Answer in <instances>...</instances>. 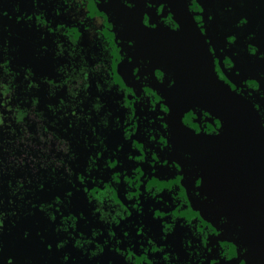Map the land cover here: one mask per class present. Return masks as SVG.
I'll use <instances>...</instances> for the list:
<instances>
[{
	"label": "rangeland",
	"instance_id": "rangeland-1",
	"mask_svg": "<svg viewBox=\"0 0 264 264\" xmlns=\"http://www.w3.org/2000/svg\"><path fill=\"white\" fill-rule=\"evenodd\" d=\"M192 1L195 23L235 55L224 56L216 47V75L235 83L260 106L264 119V78L250 64L247 54L253 53L252 48L243 37L252 32L241 29L240 51L234 40L225 38L241 35L234 24L251 20L253 8L247 5L248 16L235 12L231 22L208 14L210 0ZM209 41L214 51V42ZM101 62L107 65H97ZM145 64L141 51L123 35L108 0H0V94L14 100V115L21 114L7 120L10 106L5 100L8 112L0 117L2 126L11 127L10 135L20 134L25 112L40 113L47 126L68 141V166L74 172L70 182L59 177L60 181L45 180L43 190L38 184L26 195L29 190L13 176L16 170L0 164V219H5L0 264H148L149 260L165 264L167 256L176 259L173 264L243 263L239 252L230 250L231 243L223 246L208 216L191 221L205 236L206 250L199 259L192 257L197 247L187 250L185 244L181 249L176 235L182 237L180 220H190L187 213L199 201L194 200L198 172L171 143L166 102L150 84ZM76 68L90 71L86 86L70 93L69 75ZM120 75L129 81H119ZM28 129L33 132L31 126ZM34 141H41V136ZM41 142L45 146L46 141ZM175 184L177 189H171ZM32 205L46 209V218ZM160 210L162 215H156ZM143 216L155 229L152 239L137 227ZM102 219L116 220L109 224V234L122 226L135 229L109 240ZM63 239L66 245L57 248ZM154 240L162 243L155 244L160 250L149 252L148 243ZM86 242L93 244L91 251L82 249Z\"/></svg>",
	"mask_w": 264,
	"mask_h": 264
},
{
	"label": "water",
	"instance_id": "water-1",
	"mask_svg": "<svg viewBox=\"0 0 264 264\" xmlns=\"http://www.w3.org/2000/svg\"><path fill=\"white\" fill-rule=\"evenodd\" d=\"M167 1L181 24L177 34L161 25L146 27L140 20L143 9L131 10L121 0L110 3L125 33L136 38L142 56L150 59V69L167 67L176 75L167 90L172 106L169 125L174 143L202 167L201 193L213 199L234 224L243 227L248 255H264L263 122L249 99L215 76L209 48L197 24L187 16L185 0ZM259 18L262 29L251 43L258 48L257 56L263 52L262 58L255 60V69L264 76V12ZM194 107L226 122L223 133L207 137L184 126L183 114Z\"/></svg>",
	"mask_w": 264,
	"mask_h": 264
},
{
	"label": "flooded vegetation",
	"instance_id": "flooded-vegetation-1",
	"mask_svg": "<svg viewBox=\"0 0 264 264\" xmlns=\"http://www.w3.org/2000/svg\"><path fill=\"white\" fill-rule=\"evenodd\" d=\"M108 2L110 3V0H108ZM210 5L207 8V12L208 14H210V16L213 18V16L215 17H221L222 19L230 20L231 22H233L234 20H236L235 12H243L246 16H248L246 7L247 5H251V7L253 8V14L252 15V19H243L240 23V25H237L236 23L234 24L237 27V30H239L238 32L241 33V35H235V39H233L230 36H226L225 38H230V40H234L235 41V45H236V49L237 51H240V46H241V40L243 37L246 38L245 42H247L248 46L252 48V52L250 55H248V59L250 60V64L254 67L255 65V60L256 59H261L263 56V52H261L258 55V48L252 44L250 42V40L253 39V37L259 33L262 29V25H261V20L259 18V16L262 15V13L264 12V0H210ZM121 3L124 6L129 7L123 0H121ZM156 5L159 6V10L154 9L155 7H153L152 5ZM184 5H185V9L187 11V16L191 17L192 20L194 22H196V17H194L193 15V1L192 0H185L184 1ZM111 6V3H110ZM131 10L134 11H140L141 9H143V15L140 18V20L144 23V25L148 28H155L158 25H161L165 28H167L169 31L174 32L175 34L179 33L181 31V24L180 22L177 20L176 14L173 13V8L171 7V5L169 4V2L167 0H133L131 7H129ZM111 9L113 11V8L111 6ZM177 10L179 11V17L181 18V6L177 7ZM114 13V11H113ZM195 13V12H194ZM242 14V13H239ZM243 15V14H242ZM115 16V14H114ZM116 17V16H115ZM230 17V18H229ZM117 18V17H116ZM118 19V18H117ZM119 23L122 25V33L123 35H125V37H127L134 45L137 46V40L136 38H132L130 36H128L125 33L123 24L121 22V20H119ZM239 21V20H238ZM245 21H247V23H245ZM197 24V23H196ZM179 26V27H178ZM199 32L202 34V36L204 37L207 46L209 48L210 51V62L212 64V69L213 72L215 73V68H214V63H215V58H216V54L218 53L216 51V47L219 48L220 50L222 49V51L224 52V56H231V51H227L228 45L223 43V46L221 47V39L220 41H216L213 39H210V37H207V35H205V33L202 30V27L199 28L200 26H198ZM219 29L221 28V26H217ZM243 28V29H242ZM241 29L246 32L250 31L252 33L243 36L242 37V32ZM221 30V29H220ZM238 33V34H239ZM215 45V49L214 51L211 48L210 45V41ZM227 45V48H226ZM138 48V46H137ZM139 49V48H138ZM229 49V48H228ZM234 55V54H233ZM246 55V56H247ZM235 56V55H234ZM142 61L144 63H146V72L148 74L149 80H150V84L153 86L154 89H156V91L159 94V97L161 99H163L166 102V109L168 110V118L171 115V111H172V106L170 105L169 101H168V95H167V90L169 88L172 87V85L175 83L176 81V75L174 73V71L170 68L167 67H158L155 68L154 70L150 69V59L147 57H143L142 56ZM107 65L106 62H101L97 65ZM125 70L127 71L128 68L125 66L124 67ZM255 68V67H254ZM96 70V66L94 68V72ZM87 71H90V69H87ZM86 70H82L80 68H76L73 69L70 73V77L68 80V86L70 89V93H76L80 90H82L85 86H86ZM125 71V72H126ZM79 73V76L77 78H73L74 73ZM218 74V73H217ZM261 75V74H260ZM215 76L219 79V80H223L222 77H220V75H216ZM120 77H117V79L119 81L122 80L123 81H129V80H124V79H120ZM234 79V77H232ZM262 78H264V76H262ZM132 79V76H131ZM237 79V78H236ZM72 80H74L73 83ZM227 80V79H226ZM239 80V79H238ZM251 80V79H248ZM133 81H137V80H133ZM224 81V80H223ZM131 82V81H130ZM252 83H254V85L256 86L257 83H255L254 81H250ZM225 84H227L228 86L231 87V89L241 95H243L244 97H246L247 99L251 100L249 98V96L245 93H243L241 91V89H237L235 86H237L235 83H233L232 81H224ZM123 90V89H122ZM125 90V89H124ZM6 96V95H5ZM9 96V95H8ZM9 100V106H10V111L7 115V120H9V118L11 116L14 115V108L15 107L12 103V101H14L11 97H9V99H4V101ZM3 101V106H4V111L0 112V117L2 114L8 112L7 110V106ZM253 103V102H252ZM12 105V106H11ZM253 105L255 106V109L259 115V117L261 118V121L263 122V126H264V119H263V112L261 113L262 110H257V104L253 103ZM32 110V109H31ZM30 110V111H31ZM34 111V110H33ZM34 113V112H33ZM26 118L25 119V124L22 126V131L20 132V134L17 133H13V135H16L17 137L22 136V134L25 131H30L28 129V126H31L33 128V141H34V137H39L41 136V141L44 139L45 142V146H42V142L38 141L35 142V148L39 149H44L45 151L42 153L43 157L45 158L44 162H45V166L43 168L41 177L32 185L31 190L29 188H25L23 186V188L25 190H29V192L27 193V191H25L26 195H30V191L32 193V189H34L36 187V185L42 183L45 180H53V181H60L57 178L59 177L61 180L65 181V182H70L71 180L69 179L71 175H73V171L70 169V167L68 166V162L71 154H70V146L69 143L66 139L64 138H60L58 137L46 124L44 117L40 114L34 113V116L32 118H29L30 114L29 112H25ZM21 116L20 113H17L14 115V118L18 119V117ZM37 117L34 118V117ZM24 121V120H23ZM168 122V123H167ZM182 122L184 124V126H186L187 128L195 131L197 134L202 135V136H207V137H215V136H220L223 133L224 130V126H226V122H222L219 118H216L210 111H207L205 109H200L197 107L191 108L189 111L185 112L182 116ZM43 124V125H42ZM1 130L3 131L4 134L8 135L10 134L8 132L7 128L11 127H3L1 126ZM166 128L169 131V135L171 136V143L174 147H176L177 149H179V151H181L183 153L184 156H186V158L188 160H190L192 162V164L196 167L198 174L197 176V193L196 197L194 200L199 199V201L195 202L196 205H194L193 203V207H192V211H188L187 215L191 216L190 220L182 218L180 220V232L182 237L178 234L176 235V238L178 237L180 239V246L181 249L183 248V246L186 244V249L188 250L190 247L194 248L197 247V251H196V256L192 255V257H194V259L200 257V255L204 252V250H206L205 247V236L203 233L199 232L198 229H196L195 227H193L191 224V221L197 222V221H203V219L208 216L209 219L211 218V225H213V229H215L216 233L220 236L219 239L221 238V242H224L223 246L224 247H228L227 243H231V245L229 246L230 250H235L239 252L240 258L242 259V264H264V255H261V253L258 252V254L256 255H248V250H249V242L246 238V232L243 231V227L239 224H234L231 219L229 218V216L227 214L224 213V211L221 209V207L211 198H209L206 195H203L201 193V189H202V167L201 165L197 164L196 161L191 157V155L189 154V152L184 151L183 149H181L178 145H176L173 141V130L171 128V125H169V121L166 119ZM31 132V131H30ZM39 135V136H38ZM39 140V139H38ZM131 143V141H130ZM51 146V147H50ZM50 147V148H49ZM58 148H60L59 151ZM52 168L56 169V172H52ZM57 174V176H56ZM56 176V177H55ZM174 188L171 189H177V184H175L173 186ZM194 188V187H193ZM35 190V189H34ZM169 191V190H167ZM195 191V188H194ZM175 201V200H173ZM154 205H152L153 207L155 206V203H153ZM188 206V204H187ZM182 204L179 205V208L182 209ZM154 209V208H153ZM36 211L39 212L43 218H46V209H41L40 205L36 206ZM151 211H153L151 209ZM206 214V215H205ZM156 215L160 216L162 215L161 210L160 212H157ZM200 216V217H199ZM151 217V216H150ZM152 218V217H151ZM116 223V220L114 221H106V220H101L100 223L102 224V228L105 229L107 232L104 234V237L113 239L115 237H119V235H127V231H129L130 228L135 229V226H122L119 227L118 229H116L114 235L113 234H109V227L111 225V223L113 224ZM110 224V225H109ZM139 225H137V227H140V229H142L143 232H145V234L149 237V239H152V235H155V229H153V227L150 225V222L147 221V219L143 216V219L140 218V223H138ZM163 227L162 225H160V228ZM148 231V232H146ZM164 231V230H162ZM162 231H158L159 232V236L163 235ZM165 232V231H164ZM167 233V232H166ZM115 236V237H114ZM168 235H166L167 237ZM171 236V235H170ZM169 236V237H170ZM184 238L185 241H182ZM173 239V237L171 238ZM65 240V239H63ZM177 242V240L175 241V243ZM184 242V243H183ZM67 241H65V245H66ZM118 242L117 241H113V245L114 247L118 246ZM155 244H162L157 243L154 240L153 242H149L148 243V251L150 252H157L158 250H160L159 248L156 247ZM93 245V244H92ZM91 244L89 243H84L82 245V249H86V251H91ZM112 245V246H113ZM156 247V248H154ZM185 248V246H184ZM116 255L120 258H122V253L120 251L116 252ZM176 259L167 256L164 259L165 264H173L172 262L175 261ZM233 260V259H231ZM235 260V259H234ZM234 260L232 262H234ZM127 262H129V259H127ZM148 264H152V261L149 260L147 262ZM178 264H181L180 262Z\"/></svg>",
	"mask_w": 264,
	"mask_h": 264
},
{
	"label": "trees",
	"instance_id": "trees-1",
	"mask_svg": "<svg viewBox=\"0 0 264 264\" xmlns=\"http://www.w3.org/2000/svg\"><path fill=\"white\" fill-rule=\"evenodd\" d=\"M78 76L79 73L75 72L73 78L75 79ZM72 82L76 83L74 80ZM0 96H3V99L0 100V112H3V101L4 99H9V96H5V94H0ZM12 104L14 105L15 102L12 101ZM33 116L34 113L31 111L30 118ZM34 118L37 119L36 116ZM6 136L10 137L7 138ZM0 138L3 140L0 142V164L4 168L10 167L11 169H15L16 171L13 176L22 181L25 188L31 189L32 185L41 177L45 166V158L42 155L45 150L35 148L33 135L30 131H25L19 137L3 133L0 135ZM58 150L61 151L60 148Z\"/></svg>",
	"mask_w": 264,
	"mask_h": 264
},
{
	"label": "snow or ice",
	"instance_id": "snow-or-ice-1",
	"mask_svg": "<svg viewBox=\"0 0 264 264\" xmlns=\"http://www.w3.org/2000/svg\"><path fill=\"white\" fill-rule=\"evenodd\" d=\"M65 2H66V0H65ZM131 3H129V7H131ZM62 7V6H61ZM245 23H247V21H245ZM179 27V26H178ZM256 87L259 89L260 87H261V84H257L256 85ZM3 99V96H0V100H2ZM257 107V110H259V108H260V106L259 105H257L256 106ZM100 113L101 112H97V113H95L97 116H99L100 115ZM3 125V120H0V126H2ZM0 129H2V128H0ZM52 172H56V169L55 168H52ZM21 187H23V185H21ZM44 187H45V184L44 183H40L39 184V188L41 189V190H43L44 189ZM33 207H35L36 205H32ZM4 221H5V219H0V230H2L3 228H4ZM51 221H55V218H53ZM56 230H57V228H56ZM27 236H28V233H25V237L27 238ZM64 242H65V240H63L62 242H59L56 246H57V248H60V247H63V245H64ZM51 245H49V250H51ZM69 259V257H67V256H65L64 257V260L65 261H67Z\"/></svg>",
	"mask_w": 264,
	"mask_h": 264
}]
</instances>
